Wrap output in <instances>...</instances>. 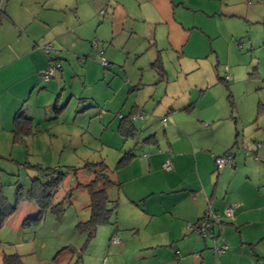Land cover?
I'll return each mask as SVG.
<instances>
[{
	"label": "crops",
	"instance_id": "1",
	"mask_svg": "<svg viewBox=\"0 0 264 264\" xmlns=\"http://www.w3.org/2000/svg\"><path fill=\"white\" fill-rule=\"evenodd\" d=\"M254 8L245 0H4L3 2V21H0V73L1 69L9 71V67L14 66L12 69L26 71V75L32 74L39 79L40 73L47 68L49 62L39 45L51 42L56 51L55 59L60 62L61 76L67 73L69 75L67 78H70V66L65 72L62 66L63 62L70 65L71 61L68 57L73 56L72 59L78 63L77 69L80 68L79 76L82 79L87 75L92 77L98 71L95 81L100 82L102 79L100 69L95 63L86 61L83 67H79L82 64L78 61L90 50L88 46L90 42L87 41L94 39L98 42V48L102 50L109 66L114 69H124L126 75L123 84L125 89H128L126 94L117 97L115 93L112 98L106 100L107 105L114 110L120 109L122 114L119 115L122 116L132 114L134 117L140 112L147 111L151 113L147 121L144 118L142 121L144 126L148 125L152 130L143 129V138L135 143L139 146L138 149L140 148L139 155L111 175L118 186L107 190L109 200V192L115 189L117 197L121 193L123 199L126 198L129 204L140 210L141 222L145 220L146 229H150L148 240H145L144 246L141 247L146 253L138 255L137 260L129 264H264V135L260 138L262 140L260 143L257 141L256 146L250 142L249 145L242 144L244 146L240 147L238 121L243 123L244 121L234 104L231 106L227 98L230 112L225 116L219 115L215 103L206 99L210 86L203 85L199 90L198 98L192 100V96L188 95V92L185 93L184 85L180 81V79L186 80L189 73L196 70L201 72L198 60L202 53L195 50L196 54L192 51L194 41L191 39H197L195 32H199L200 38L203 35L208 40L219 37L214 30L211 33H204L198 27L210 31L211 28L206 30V26L212 29L214 26L206 21L213 20L216 26L218 22L219 25L227 28L228 23L247 21ZM53 29L55 31H52ZM204 55L203 57L207 58L214 56L215 60L217 58L215 53ZM140 57L146 59L145 65L152 71V64L157 59L161 60L160 65L164 69V75L157 76V81L153 79L154 87L157 84L160 86L153 89L154 94L149 95L143 91L144 66ZM132 60L135 62L133 69L137 71L135 75L131 70ZM139 60L140 64H137ZM167 60L173 61L176 66L173 69V73L177 76L176 80L170 78V73L168 75ZM226 61L229 62L228 57ZM212 68L209 67L211 72H213ZM227 71L230 75L229 82L234 84L235 71L233 68H227ZM203 75L201 72L200 77ZM221 78L216 72L215 83L224 85V90L232 97L230 83L223 84ZM204 81L206 82L202 77L201 83ZM198 85L200 89L202 84ZM41 89L46 87L42 86ZM129 99H132V102H129ZM256 114L259 116L260 112L257 110ZM27 116L33 119L31 115ZM163 117L167 118L168 125L157 132L156 127L160 126ZM116 119L118 127L117 116ZM138 121L142 122L136 120L133 122L134 127ZM115 131L117 132V128ZM161 131L162 135H160ZM150 136H153L150 142L142 143ZM235 149L244 150L235 152ZM228 151L234 155L233 161L227 168L216 169L215 158L223 156ZM167 159L171 161L172 168L163 171L162 165ZM253 167L257 172L252 170ZM91 178L92 176L88 175L87 182ZM222 181H226L225 185H221ZM57 199L54 201H62L63 198ZM69 201H65V209L60 215L48 212L54 216V224L57 223L55 226L60 224L52 235L56 234L58 237L63 231L62 220L72 205ZM19 202H22L19 206L20 210H15L12 218L10 219V216L4 226H9L16 216L19 221L21 219L24 226L23 221L26 218L37 214L34 203L23 200ZM88 203L89 198L83 208L84 215L79 216L81 212L79 207L73 211L76 217H72L74 219L70 226L76 223L74 230L77 229L78 223L89 219ZM208 205L222 219L229 205L236 206L232 218L223 219L220 226L213 229V234L218 236L216 243L226 245L225 254L219 258L214 257L211 238H202L191 230L190 233L189 230H185V225L189 227L204 215ZM116 217L115 223L118 225V216ZM18 219L15 223L19 222ZM137 223L139 221L131 218L127 226L122 228L129 231L128 236H133V239L134 234L140 235V226H135ZM103 227L105 226L97 228L89 242L84 235L82 244L81 239L75 243L72 239L63 241L60 238L53 245L55 255L47 258L52 259L55 264H60L59 259L65 255L63 264H71L74 256V264H84L86 256L84 251L89 250L90 246H96L102 254L120 255L126 250L125 234L121 235L122 243L119 246H107V242L117 234L119 227L107 231L105 240L101 241V244L97 245L93 241L96 240L99 232L105 234V231H101L104 230ZM20 232L24 233L21 230ZM75 232L83 235L77 230ZM22 241L24 240L21 239L20 242ZM36 241V239L32 240L34 245ZM90 242H94V245ZM165 247L169 249L161 253ZM172 248H175L176 254H172ZM134 249L138 252L142 251L135 247ZM108 263L109 260L103 261V264ZM90 264L94 263L90 262ZM95 264H100L99 259H96Z\"/></svg>",
	"mask_w": 264,
	"mask_h": 264
},
{
	"label": "rangeland",
	"instance_id": "2",
	"mask_svg": "<svg viewBox=\"0 0 264 264\" xmlns=\"http://www.w3.org/2000/svg\"><path fill=\"white\" fill-rule=\"evenodd\" d=\"M2 1L0 0L1 9H3ZM245 1L248 5L252 4L255 7L247 21H234L232 24L228 23V27L226 28L221 24L219 25L216 21L218 26L214 24L213 20H211L212 23L207 20L206 22L211 25L213 24L214 29L207 26L206 30L211 28L210 31H205L201 27L198 28L204 33H211L214 30L219 34V37L208 40L203 35L200 38L198 36L199 32H195L197 39H191V41H194L195 47V49L194 47L192 48V51L195 52L197 50V52L202 53L199 56L198 65L204 74L202 77L206 82L201 83L202 77H200L201 72L199 73V70L189 73L186 80L180 79L182 85H184L183 89L185 93L188 92L187 94L192 96V100L198 98L199 90L203 88V85L207 84V86H210L206 99L209 102L215 103L217 114L225 116L230 112L227 101L229 92L224 90V85L215 83L216 72L217 75L224 78L225 68H233L236 75L234 78L235 83L227 82L226 84L230 83L234 106L244 121V123L240 120L238 121V142L240 147L244 146L242 144L249 145L250 142V144L256 146L257 141L260 143L262 141L260 138L264 135V3H259L256 0ZM2 18V12H0V21ZM52 31L55 30L53 29ZM92 40L87 41V43ZM48 43L51 42H47L45 45ZM43 46L42 43L39 45V48L42 50ZM88 46L90 50L84 56L87 59V63H95L100 69L102 78L100 82L95 81L98 71L92 77L91 75H87L82 79L79 76L80 68L77 69L76 65L78 63L75 59H72L73 56L68 57L71 61L70 65L63 62L62 66L63 72L70 66V78H67L69 77L67 73L61 76L62 72H58L55 77L45 81L41 79L40 75L39 79H37L32 74H30L31 77L30 75H26V71L12 69L14 66L9 67V71L1 69L0 168L2 172L0 183L3 185L4 195L8 197L10 202L14 201L17 187H21L23 191L29 188L31 177L37 172L31 167L33 165H40L44 169H60L67 172L66 178L61 183V191L55 197V201L58 200V197L64 198L66 194L68 195V192L70 193V190L74 189L73 187H76L78 183L87 182L88 173L83 168L87 163L104 162L109 168V172L112 173L111 175H114L113 168L124 155V151L130 148L133 150L132 154L137 157L140 148L138 149L139 146H136L135 143L143 138V129L152 130L150 126H144L143 121H138L135 124V128L138 131L137 137L134 140L129 138L126 139V142H123L124 138L115 131L117 128L116 116L122 114V111L120 109H111L107 105L106 100L112 98V95L115 93H117V97L121 94L122 96L126 94L128 89H125L123 86L126 80L125 71L122 68L114 69L110 66L102 68L98 64L99 55L97 49H94L91 43ZM208 53H215L218 63L214 59V56H209V58L203 57L205 56L204 54ZM55 54L56 52L54 51L50 56L52 57ZM102 56L106 58L103 53ZM227 57L229 62L226 61ZM141 60H143L144 66L142 73L144 76L143 91L151 95L154 94L152 92L153 89L159 86L157 84L154 87V80L157 81V76L145 65L144 60L146 59ZM134 63L132 60L131 70L135 75L137 71L133 69ZM166 63L168 75L170 73V78L176 80L177 76L173 73V69L176 68L175 64L171 60H167ZM137 64H140V60ZM211 66L213 67V72L209 70ZM79 67H83V65H79ZM47 70L49 69L46 68L44 71ZM44 71L40 74H43ZM255 71L257 75H254ZM29 77L30 80L27 81ZM198 84H202L200 89V85ZM194 85L195 87H193ZM42 86H45L46 89H41ZM117 97L115 98L116 100L118 99ZM56 98L57 102L54 103ZM129 102H132V99H129ZM259 104H261V108L259 109L263 113L260 112L258 116L256 113ZM19 108H22L25 116L31 115L34 122L39 124L40 133L26 138L23 143L13 144L11 134L12 118L14 111ZM56 108L60 110L56 111ZM150 114L148 111L142 113L144 120L149 119ZM160 129L161 125L156 127L157 132H160ZM160 135H162V131ZM160 135L159 137H161ZM125 143L126 145L124 146ZM241 150L243 151L244 149ZM241 150L235 149V152ZM69 167L73 168V170L75 169V174ZM227 167L229 166H225L224 168ZM229 170L232 171L231 169ZM252 170L257 172L255 167ZM14 182H16L15 185ZM225 183L226 181H222L221 185H225ZM109 193L110 200L115 199L118 201L116 213L118 225L114 223L112 226L103 227L104 230L101 231H105V234L99 232L96 240L93 241L97 245L101 244V241L105 240L107 231H111L113 227L114 229L119 227V229L117 228V234L113 236H117L119 240L117 246H119L122 243L121 235L125 234L126 250L120 255L113 256L112 253L102 254L96 246H90L89 250L84 251L86 253L84 264H90V262L95 264L96 259H99L100 264H103V261L106 262V260H109L110 264H129L137 260L138 255L146 253L141 247L144 246V241L148 240L147 237L150 235V229H146L145 225L147 223H145V220L141 222L140 210L135 209L129 204L126 198L123 199L121 193L117 197L115 189ZM70 196L69 202L72 205L62 220L61 226H63V231L58 237L56 234L52 235V233L59 228L60 224H58L59 226H55L57 223L54 224V216L48 213L45 214V218L37 226H22L21 219L19 221L16 216L9 226L1 228L0 264L3 254L21 255L23 256V264H55L52 262V259L47 258L49 256L53 257L56 253L53 247L54 242H58L61 238L63 241L72 239L76 243L81 239L82 244L84 235H79L75 232L74 225L76 223L73 226H70V224L74 219L72 217H76L73 211L77 207L81 211L79 216L85 214L83 208L87 205L88 196L86 190L81 188L74 189ZM66 201L68 202L67 199ZM21 204L22 202L17 204L16 211L20 210L19 206ZM131 218L134 221H139L135 225L136 227L140 226V235L138 233L134 234V239L133 236H128L130 234L129 231L122 229L127 226V222ZM16 219L19 222L15 223ZM223 219H227L225 215H223ZM217 227L215 226V228ZM20 230L24 233L21 234ZM185 230H189L186 225ZM188 232L190 233V230ZM34 233L35 237H33ZM21 239L24 240L22 243L20 242ZM35 239L37 241L34 245L32 240L35 241ZM94 242H90V244L94 245ZM210 242L212 245V240ZM108 245H112L111 239L107 242ZM134 247L142 251L138 252ZM167 249L169 248L165 247L161 250V253H165ZM171 252L172 254H176L175 248H172ZM64 256L62 255L59 259L60 264L65 262L63 260ZM74 263L75 257L73 256L71 264Z\"/></svg>",
	"mask_w": 264,
	"mask_h": 264
},
{
	"label": "trees",
	"instance_id": "3",
	"mask_svg": "<svg viewBox=\"0 0 264 264\" xmlns=\"http://www.w3.org/2000/svg\"><path fill=\"white\" fill-rule=\"evenodd\" d=\"M256 1L264 2V0H256ZM3 2L4 0L2 1V4ZM0 12H2L1 8H0ZM90 43L92 47L94 49H97L98 51V55H99L98 64L101 65L102 68H108L110 64L108 63L107 59L102 56L103 52L102 50H99L98 42L93 39ZM48 46L51 49L49 51H46L44 47H48ZM42 50L44 53H46V56L49 59L47 68L54 70L53 76L47 79L49 80L55 77L56 73L60 71L61 69L59 64L60 62L57 59H55V55L52 57L50 56L51 53L55 51L50 43L44 45L42 47ZM86 60H87L86 57H82L78 61L80 62V64L84 65ZM160 62L161 60L157 59L152 64L153 71L155 75L158 77H162L164 75V69L160 65ZM45 73L46 71H44L43 74H40L41 79L43 80H45L43 78ZM255 74H257V72ZM227 75H228V71L227 68H225L224 78L220 79V81H222L223 84L225 85H227L226 83L230 81L225 79ZM227 98L231 106H233L234 102L232 100L231 95L229 94ZM56 102H57V98L54 103ZM259 108H261V104L258 105V111L261 112ZM55 110L59 111L60 109L56 108ZM140 113L142 115V112ZM117 118L119 119L117 133L124 138L123 141L126 142L127 141L126 139L129 138L131 140H134L137 137L138 131L136 130L133 124V122L136 121V120L133 121V115L129 114L127 116H122L118 114ZM142 120H143V116H142ZM163 120L166 121L165 127H167L168 125V120L165 117L161 118L160 120L161 128L165 129V127H163L162 125ZM39 133H40L39 124L35 123L31 117L25 116L22 109L16 110L12 118V129H11L13 144L23 143L26 138L35 136ZM151 138H153V136L146 138L145 140H143L142 143L150 142L152 140ZM124 152H125L124 155L117 161L115 167L113 168L114 172L125 167L132 160V158L135 157L130 149L125 150ZM229 154H232L231 151H228L223 156L217 158H222ZM233 158L230 161V164L233 161ZM31 167L34 168V170H36L37 172H35L31 177L29 188L23 191L21 187H17V191L14 196L15 198L13 202H10L9 199L4 195L3 185L0 183V229L3 228L5 222L9 219V217L14 214L18 201L23 200L28 203H34V205L37 208V214L33 217L26 218L23 221V224L27 226L30 224L35 226L38 225L43 220L45 214L48 212L54 215H60V213L63 212V210L65 209L64 203L66 199L69 201L70 200L69 197H71L70 195L72 191L77 188L86 190V194L89 198V203L87 206L89 210V219L86 222L78 223L76 226L77 228L76 230L80 234L85 235L87 242H89L94 237L98 227L112 226L115 223L116 213L118 209V201L109 200V198L107 197V190L111 187L116 186L117 184L112 180L111 177L112 173L109 172V168L104 162L87 163L86 165H84L83 168L86 169L88 175L92 176V178L86 184L78 183L76 187H73L74 189L70 190V193L68 192V195L67 194L65 195L62 201H58V202H55L54 199L57 196V194L61 191V186H62L61 183L63 179L66 178L67 172L62 171L60 169H50V168L44 169L40 167V165H33ZM70 169L73 170V168ZM1 172L2 170L0 168V175ZM73 172L75 174V169L73 170ZM15 184L16 182H14V185ZM203 216L200 219H198V221L201 220ZM113 237L114 236H112L111 239ZM1 264H23V256L18 254H3L1 259Z\"/></svg>",
	"mask_w": 264,
	"mask_h": 264
},
{
	"label": "built area",
	"instance_id": "4",
	"mask_svg": "<svg viewBox=\"0 0 264 264\" xmlns=\"http://www.w3.org/2000/svg\"><path fill=\"white\" fill-rule=\"evenodd\" d=\"M44 49L46 51H49L51 48L48 46V47H44ZM53 74H54V70L49 69L48 71H46L43 78L45 80H47L49 77L53 76ZM225 79L230 80V75L228 74L225 77ZM135 120H142L141 113H139L133 117V121H135ZM162 125H163V127H165V125H166L165 120L162 121ZM232 158H233L232 154H229V155L222 157V158H216L214 160L215 168L220 170V169L224 168L225 166H228L230 164V161L232 160ZM162 168L165 171L171 170V168H172L171 161L169 159H167L164 162V164L162 165ZM235 208H236L235 205H229L226 208L224 215L227 219L232 218V214H233ZM222 220L223 219L217 213H215L211 210L210 205H208L206 212L204 213L203 218L201 220H199L197 223L191 224V225H189V227H187L189 230L195 232L197 235H199L202 238H208L209 237L212 239V241H213L212 252H213L215 258L221 257L226 252V245L225 244H217L216 239L218 236H215L213 234L214 227L220 226V224L222 223ZM111 243L114 245H117L119 243L118 238L116 236H114L111 239Z\"/></svg>",
	"mask_w": 264,
	"mask_h": 264
}]
</instances>
